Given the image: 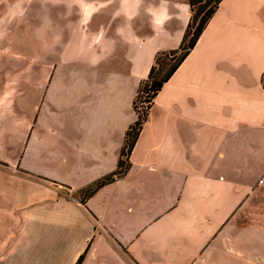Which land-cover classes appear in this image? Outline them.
I'll list each match as a JSON object with an SVG mask.
<instances>
[{
	"label": "crops",
	"instance_id": "obj_1",
	"mask_svg": "<svg viewBox=\"0 0 264 264\" xmlns=\"http://www.w3.org/2000/svg\"><path fill=\"white\" fill-rule=\"evenodd\" d=\"M46 1L0 0V264H264V211L253 216L264 207V0L221 1L159 92L128 173L86 204L81 191L117 169L156 54L180 48L191 0L30 7ZM96 22L117 52L95 67L114 78L90 80L114 87L79 96L65 141L39 123L56 48ZM112 185L121 202L109 218L93 201Z\"/></svg>",
	"mask_w": 264,
	"mask_h": 264
},
{
	"label": "rangeland",
	"instance_id": "obj_2",
	"mask_svg": "<svg viewBox=\"0 0 264 264\" xmlns=\"http://www.w3.org/2000/svg\"><path fill=\"white\" fill-rule=\"evenodd\" d=\"M37 4L43 16L50 15L51 5L55 7L52 0H48L44 3H33L30 7H37ZM31 19L32 17L28 14V18L25 22V33L32 31V29H30ZM97 25L98 22H96L95 28H86V32L80 29L78 34L75 33L69 35V37L67 36L64 41H61L60 47L56 48V56L54 57L56 59V64L53 67L55 79L52 83V89L42 102V112H40L39 123L48 125L50 132L55 130L54 135L57 137L65 136L62 138V140L65 141L67 140L66 135L64 131L59 128L60 125L66 124V119L73 121L75 118L73 113L77 110V105L80 106L79 96H91L92 98L90 100H93L95 96L101 97L103 95H108L114 87L111 81L95 85L92 83L93 81L90 80L91 77L95 79L97 77H107V75L114 78L113 72L102 73V71L95 69L96 66L99 67L103 65L99 62L109 61V58L112 56L115 57L117 52V46H115L114 41L109 38L108 29H103V26L99 29ZM44 30L48 33L47 28H44ZM105 34H107L106 37ZM88 100L87 98L86 102ZM87 108L94 111L92 103L87 104ZM64 114L67 115V117ZM132 115L134 114L123 115L121 121L116 124V127L118 128L126 122L128 125H131L134 121ZM67 154L70 158V165H73L75 155L69 154V151ZM43 166L44 164L41 162L34 163V170H39ZM257 174L256 177L258 178L259 174ZM71 175L72 173H69L66 176L70 177ZM75 175L77 174L74 173L72 175L70 179L71 182H73ZM53 178L62 179L57 175L53 176ZM251 178H253V176ZM77 181L79 182V179H77ZM120 189L121 187L119 186L118 192ZM113 190L114 185L111 186V189H109L103 197L94 198L93 201L99 211H107L109 218L112 216V210L116 209L121 202L120 199L116 198V195L113 194ZM263 197L264 194L261 195L259 199L262 200ZM260 204L264 206V203L260 202ZM260 210L264 211V207L259 208L257 205L253 216H262L257 213Z\"/></svg>",
	"mask_w": 264,
	"mask_h": 264
},
{
	"label": "trees",
	"instance_id": "obj_3",
	"mask_svg": "<svg viewBox=\"0 0 264 264\" xmlns=\"http://www.w3.org/2000/svg\"><path fill=\"white\" fill-rule=\"evenodd\" d=\"M221 1L191 0L192 18L187 26L180 48L157 53L148 78L138 86L133 103L137 118L129 130H126L117 169L112 174L102 177L81 191V202L83 204H86L87 198L98 192L103 186L128 173L133 148L136 146L140 132L148 119V115H150L159 92L173 73L179 69L191 50L195 48L198 39H200L206 25L209 24L219 8Z\"/></svg>",
	"mask_w": 264,
	"mask_h": 264
},
{
	"label": "built area",
	"instance_id": "obj_4",
	"mask_svg": "<svg viewBox=\"0 0 264 264\" xmlns=\"http://www.w3.org/2000/svg\"><path fill=\"white\" fill-rule=\"evenodd\" d=\"M264 179H262L261 181H259L260 183H263Z\"/></svg>",
	"mask_w": 264,
	"mask_h": 264
}]
</instances>
